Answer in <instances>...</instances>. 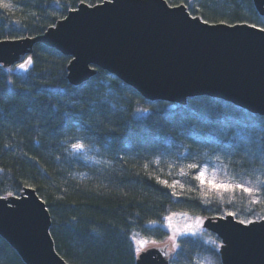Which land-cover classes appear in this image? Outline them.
<instances>
[{
	"label": "trees",
	"instance_id": "obj_1",
	"mask_svg": "<svg viewBox=\"0 0 264 264\" xmlns=\"http://www.w3.org/2000/svg\"><path fill=\"white\" fill-rule=\"evenodd\" d=\"M105 1L0 0V41L38 37L81 5ZM166 1L211 24L264 27L254 0ZM71 61L38 43L0 66V198L35 189L68 264H138L137 244L165 242L172 216L264 220V116L208 96L186 106L150 102L100 69L75 86ZM205 170L253 192L233 187L219 201L195 179ZM196 231L177 236L169 264H223L220 237ZM0 264H25L1 236Z\"/></svg>",
	"mask_w": 264,
	"mask_h": 264
},
{
	"label": "water",
	"instance_id": "obj_2",
	"mask_svg": "<svg viewBox=\"0 0 264 264\" xmlns=\"http://www.w3.org/2000/svg\"><path fill=\"white\" fill-rule=\"evenodd\" d=\"M254 3L264 16V0ZM260 29L205 23L185 5L166 0H107L81 5L38 37L0 41V66H14L42 43L72 58L68 78L75 86L100 69L150 102L186 106L191 98L208 96L264 116ZM51 225L35 189L0 198V236L25 264H68L56 251ZM204 227L222 240L223 264H264V220L245 224L227 215L206 219ZM169 262L156 249L138 257V264Z\"/></svg>",
	"mask_w": 264,
	"mask_h": 264
},
{
	"label": "rangeland",
	"instance_id": "obj_3",
	"mask_svg": "<svg viewBox=\"0 0 264 264\" xmlns=\"http://www.w3.org/2000/svg\"><path fill=\"white\" fill-rule=\"evenodd\" d=\"M5 67L10 68L9 66H5ZM213 183L219 184V183H223V182L213 180ZM204 185H205L204 186V192L207 194H210L212 197L217 198L219 201H223L224 199H227L233 193V189L225 190L223 188H220V189L213 188L207 182V180L204 183ZM205 222H206V219L199 221V220H195V219L190 218L189 216H184V215L172 216L171 219L167 220V222L164 224L170 230V233H171L170 238H168L163 243L147 242L143 246L137 244V247L139 249L138 250V257L140 255H142L143 253H147L149 250H155L156 249V250H161V251L166 252L168 259L172 258L173 255L175 254V251H176V238H177V236L181 233H184V232L195 234L197 232L196 231L197 228H201V229L208 231L204 227ZM254 223H256V222H254Z\"/></svg>",
	"mask_w": 264,
	"mask_h": 264
},
{
	"label": "snow or ice",
	"instance_id": "obj_4",
	"mask_svg": "<svg viewBox=\"0 0 264 264\" xmlns=\"http://www.w3.org/2000/svg\"><path fill=\"white\" fill-rule=\"evenodd\" d=\"M5 8L9 7L8 4H4L3 5ZM205 23H207V21H205ZM221 23H224L223 21ZM236 25H233V27H235ZM252 27H257L256 24H253ZM261 31H264V27H261L260 29ZM28 63H31V58H29L28 60ZM20 68H24L25 65L24 64H21L19 65ZM75 148H83L84 145L83 144H77V145H74ZM189 168H196L197 165L196 164H191L188 166ZM157 179L159 180V177H157ZM196 180H198L201 185H203L206 180L207 182L211 185V187L213 188H217V189H220V188H223L225 190H230L232 189L233 187H237V188H240L243 192L245 193H248V194H252L253 192V189L250 188V187H246L245 185L243 184H235V185H232L230 183H219V184H216V183H213V180L215 179V177H206V170L205 171H200L197 176L195 177ZM160 183H163V184H168V182L166 180H159ZM176 183V182H174ZM169 187H173L174 185H168ZM229 215H233L232 213H229ZM169 220L171 219V217L168 218ZM241 223H244V221H240ZM135 239V237H134ZM140 243L144 244V243H147V241H140ZM139 250V249H137Z\"/></svg>",
	"mask_w": 264,
	"mask_h": 264
}]
</instances>
